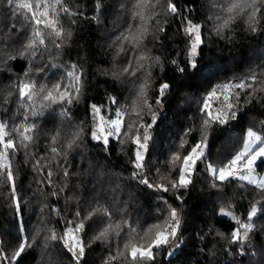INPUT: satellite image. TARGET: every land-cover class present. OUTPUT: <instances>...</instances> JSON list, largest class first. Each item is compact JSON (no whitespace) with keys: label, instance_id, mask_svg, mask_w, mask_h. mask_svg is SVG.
Here are the masks:
<instances>
[{"label":"trees","instance_id":"trees-1","mask_svg":"<svg viewBox=\"0 0 264 264\" xmlns=\"http://www.w3.org/2000/svg\"><path fill=\"white\" fill-rule=\"evenodd\" d=\"M64 3L75 15L61 13L65 32L71 31L72 36L65 37L57 59L79 65L83 73L82 92L79 100L74 99L71 105L56 103L45 109L49 117L65 110L70 117V120L64 115L61 120L52 118L51 124L46 121L42 128L46 138L40 141L37 137L34 145L35 158L45 157L44 163L51 161V185L47 181V169L34 170V160L26 161L23 149L12 156L21 212L16 211L9 196L10 186H0V247L8 257V260H0V264H9L22 235H27L30 240L35 237V243L25 249L15 264H76L64 241L46 240L45 237H50V229H55L58 237L62 236L68 220L79 222L76 211H80L83 218L97 203L109 209L113 221L127 219L138 231L160 222L167 215V205L177 208L181 221L178 239L174 245L170 242L161 247L153 264H264V197L259 194L260 190L237 179L221 182L207 168L211 164L218 169L241 149L249 128L264 136V90L254 91L264 82V18L255 32L241 16L218 35L216 26L220 21L217 16L221 15L224 0H173L180 9V14L175 16L162 10L164 0H161L155 10L159 15L147 21L149 34L144 46L134 50L125 45L127 51L120 52V42L116 38L129 25L135 27L140 23L138 19H132L136 0H64ZM183 17L202 25L204 43L194 69L187 63L189 38L184 32L186 21ZM22 21L15 18L8 25L10 30H6V44L19 51L25 37V31L19 28ZM30 32L29 27L26 37ZM145 52L153 58L159 57L160 62L141 61L145 66L139 68L135 61ZM26 57L25 52L23 57L19 55L8 64L11 74L18 76L16 86L29 67ZM173 60L185 71L180 72L172 64ZM129 61H133V67L137 69L135 75L130 74L131 69L129 73L123 71ZM253 74L257 78L254 83L250 79ZM45 76V73H35L29 79L34 77L39 85L46 83ZM7 77L8 74L1 72L0 82L6 81ZM246 77L253 86L241 93L238 103L233 101L236 118H230L229 113L223 123L215 121L205 127L203 121L208 117L202 111V103L207 94L218 84ZM146 78L147 98L156 117L154 123L151 114H145L143 118L144 123L152 125L148 128L150 139L145 153L148 178L153 183L159 182L160 174L177 178L178 172L171 164L172 154L179 151L181 156L186 155L202 137L206 142L205 159L197 162L191 175L192 183L187 189L179 190L182 201L176 199V192L149 189L133 178L134 146L130 142L121 144L111 137L105 146L102 139L91 138L94 123L91 105L100 106V115L107 119L117 108L131 105ZM165 82L170 87L157 104L160 85ZM53 84L54 76L50 78L49 87ZM111 97L116 103L111 102ZM16 98L19 100L18 92L9 100L0 93L1 108L10 103L12 110ZM39 102L38 96L32 101L19 100L22 110L18 118L24 113L35 118L31 113L39 110ZM209 103L213 114L224 107L216 98ZM18 118H8V121L17 124ZM129 118V115L123 117L125 121ZM131 118L135 119L134 114ZM78 129H82L81 138L69 150L65 142ZM56 131L60 132L56 147L62 148L66 156H57L53 160L50 136ZM82 145L86 150L81 153ZM65 165L69 172L67 177L63 175ZM255 172L264 176V160L257 163ZM53 191L58 195L53 196ZM254 204L258 212L249 221L247 213ZM53 209H58L59 214ZM222 213H229L230 217ZM232 215L253 224L248 240L233 243L231 233L239 225ZM107 224L108 219L103 215H94L85 221V228L78 234L85 245L80 264H105L110 254L117 255V248L123 249L127 227L119 237L110 230L107 242L93 239ZM169 252L172 254L168 255ZM111 264H130V258L118 257Z\"/></svg>","mask_w":264,"mask_h":264},{"label":"snow or ice","instance_id":"snow-or-ice-1","mask_svg":"<svg viewBox=\"0 0 264 264\" xmlns=\"http://www.w3.org/2000/svg\"><path fill=\"white\" fill-rule=\"evenodd\" d=\"M5 3L14 17H19L31 28L27 42L19 52L20 57H23L25 52H27L29 58L34 57L38 51L42 54L43 51L48 50L49 45L60 49L63 47L65 37L71 38V31L65 32L61 23V13L66 15H75V13L70 12L64 0H5ZM157 5H161V0H136L132 19H138L140 23L135 27L129 25L128 29L116 38L120 42L118 51H127L125 45H130L134 50L144 46L143 42L149 34L147 21L159 15V12L155 11ZM161 7L168 15L175 16L180 14V9L173 3V0H164ZM262 7H264V0H224V3L221 5V15L217 16V20L220 21L216 26L217 34L219 35L224 28H227L231 22H234L241 16L246 18V24L255 32L261 19L264 18ZM186 10L191 11L187 6ZM183 20L186 21L184 32L189 38L187 63L189 67L194 69L196 68V57L199 54V49L204 43L201 35L202 25L194 24L187 17H183ZM8 58L14 60L16 56L13 55ZM153 60L157 64L160 62L159 57L153 58L145 52L137 57L135 63L139 68H143L145 64L140 63L141 61L149 63ZM172 64L176 65L180 72L185 71L183 67H180L178 61L173 60ZM71 68L72 71L66 73V77L72 81L70 84L64 85L62 81H57L51 87L46 83L38 85L35 80L28 78V72L25 73L26 79L18 85L20 99L23 101L26 98L32 101L34 97L38 96L41 100L40 110L33 111L31 113L32 116L42 115L43 110L52 104L60 103L64 105L66 103L71 105L74 99L79 100L83 87V73L82 71H76V65H72ZM43 70V68L39 69L41 72ZM136 70L133 67V61H129L128 66L123 71L135 75ZM150 75L151 73L149 72L148 76L150 77ZM250 79L254 83L257 78L253 74ZM248 80L249 78L246 77L218 84L207 94L202 103V111L208 117V119L203 121L205 127L215 121L223 123L229 113L230 118H236V112L233 110L236 107V103L233 101L238 103L241 93L248 88H252L253 85ZM169 87L166 82L160 85L159 95L156 100L157 104L161 103L162 97ZM147 89L148 79L146 78L145 83L141 85L131 105L117 108L113 115L107 119L103 115H100L101 107L92 104L91 115L94 123L91 130V138L97 141L102 139L105 146L109 144L111 137H115L121 144L130 142L134 146V159L132 163L135 171L133 172V178L149 189L165 193L170 191L176 192V199L182 201L183 197L179 194V190L187 189L192 183L191 175L196 168L197 162L205 159L204 149L206 148V142L202 137L201 141L193 145L186 155L181 156L179 151L173 153L170 158L171 164L174 170L178 172V177L172 178L170 175L160 174L159 182L153 183L148 178V175L145 174V153L147 152L148 141L150 139L148 128L152 125L144 123L143 118L145 114H151L153 123L156 119L147 98ZM257 90H264V82L261 83L260 89H254V91ZM212 98H216L217 101H220L224 105V107L218 108L215 114H213L209 103ZM110 100L112 103H116L114 97H111ZM61 114L70 120L66 110ZM133 114L135 119L131 118ZM125 115H129L128 121L123 119ZM97 117H99L98 121ZM36 129L37 124L34 121L30 122L27 115L24 116V119L19 124L10 123L7 120L0 121V186H10L9 196L14 202V207L18 213L21 212V202L17 195L16 177L12 164V156L16 152L23 149L26 161L34 160L32 164L34 170L42 172L44 169H47V181L50 185L52 183L53 171L49 166L51 161L44 163L45 157L37 159L30 151L31 146L36 140ZM81 133L82 129H78L72 134V138L65 142L67 149L70 150L77 144V141L81 138ZM50 140L52 143L50 153L53 160L57 156H66V152L62 148L56 147V144L60 141V132L56 131L55 134L50 136ZM257 144L262 146L254 148V145ZM181 147H183V142L181 143ZM258 160H264V136L249 128L241 149L236 151L218 169L211 164L207 168L219 181L223 182L226 179L246 181L247 184L259 189V194L264 197V178L258 177L255 173ZM157 172L159 173V169H157ZM63 175L65 177L69 175L67 165L64 166ZM52 195L56 196L58 193L53 191ZM53 210L59 214L58 209ZM257 212V206L255 204L252 205L250 211L247 213V219L251 221L257 215ZM222 214L229 215V213ZM94 215H103L108 219L107 226L93 238L94 240L107 242L110 230L114 231L115 235L119 237L125 227L128 229L126 233L127 240L123 244V249L117 248V255L113 256L110 254L105 264H111L118 257H124L126 260L130 258V264H153L156 260V252L161 247L167 246L170 242L178 239L180 212L171 205H167V215L163 216L160 222L149 225L142 231H138L127 219L113 221L112 213L100 203H97L83 218H81L80 211H76L75 217L79 222L74 223L73 220H68V226L64 229L62 236L58 237L55 229H50L51 235L50 237L46 236L45 239H61L64 241L65 248L72 252L76 264H80V260L84 256L85 245L82 237L78 234L85 228V221L91 219ZM232 219L239 225L231 233L233 243L248 240L249 232L253 230V224L244 223L235 215H232ZM21 231L23 232L22 226ZM241 232H243V235H241ZM37 234H39V229H37ZM33 243H35V237L30 240L27 235H22L18 246L12 251L9 264H15V261L25 249L31 247ZM171 254V252L168 253V255ZM240 254L243 255V248H241ZM0 260H8V257L3 253L2 247H0Z\"/></svg>","mask_w":264,"mask_h":264},{"label":"rangeland","instance_id":"rangeland-1","mask_svg":"<svg viewBox=\"0 0 264 264\" xmlns=\"http://www.w3.org/2000/svg\"><path fill=\"white\" fill-rule=\"evenodd\" d=\"M116 16L117 15H115V17ZM15 18H18L19 20H21L19 17L13 16L12 12L8 8L7 4L5 3V0H0V73L4 72L6 75L8 74L6 81L0 82V93H3L6 96V98H8V100L14 99V94H16V96H17V92H18V86H16V80L18 79V76H16L15 74H11L12 71H11V69H9L8 64L12 59H9L8 57L13 56V55L17 57V56H19L20 51L17 48L12 49L6 44L7 37H8V33L6 30H10V26L8 27V25H11ZM61 23L64 27V18H62V17H61ZM5 25H7V26H5ZM19 28L23 29L25 31V35H24L25 37L23 38V41L20 43V44L24 45L27 42L26 32L28 31L29 27L26 25V23L24 21H22L19 25ZM26 55H27V52H26ZM57 58H58V49H56L55 47H52L51 45H49L48 50L43 51L42 54L40 51H38L37 55H35L32 58H29V56L27 55L26 59L28 61L29 67H28L27 71H25V73L26 72L29 73L28 78L34 76L35 73H45L46 74V76H45L46 77V84L48 86L50 85V78H52V76H54V83H56L57 81H62V83L64 85L70 84L72 81L66 77V73L69 71H72L71 66L76 65L77 66V69H76L77 72L81 71V69H80L79 65L76 63L61 62V60L60 59L58 60ZM38 62H39V64H38ZM41 68L44 69L42 72L39 71V69H41ZM29 69H31V71H29ZM36 78H38V77H36ZM25 79H26L25 74L20 76V79L18 81V85L22 81H24ZM19 100H21L20 96H19ZM19 100L17 98L15 99V101L17 103L14 102V106H13L12 110H10V103L4 104L2 106V108H1V104H0V121H4V120L8 121V118L11 119L12 117L18 118V114L22 110V104L19 103ZM39 104H40L39 105V110H40L41 100H40ZM54 112H56V109L54 110ZM20 114H22V113H20ZM25 115H26L25 113L21 117L19 115V118L17 120V124H19L24 119ZM62 116L63 115L61 114V112H56V113L52 114L51 117H49V115L45 112V109H44L42 115L35 116V118L29 117L30 122L34 121L37 124L36 138L39 137L40 141L44 140L46 137L42 134V128L45 127L46 121L50 122V124H51L52 118L53 119L55 118L57 120H61ZM36 144H37V141L35 140V143L31 146V149H30V151L33 153L34 156H36V154H37V152H35V150H34V145H36ZM258 145L259 144L254 145V148H256ZM50 147H52L51 140H50ZM80 149H81V153L84 152V150H86L84 145L80 146ZM80 161H82V158ZM259 161L260 160H258L257 163ZM257 176L260 178H264V176H261V175L259 176L258 174H257ZM6 192H7V190H6ZM226 216L230 217L229 215H226ZM242 234L243 233H241V235ZM171 244L174 245L175 241H172Z\"/></svg>","mask_w":264,"mask_h":264},{"label":"clouds","instance_id":"clouds-1","mask_svg":"<svg viewBox=\"0 0 264 264\" xmlns=\"http://www.w3.org/2000/svg\"><path fill=\"white\" fill-rule=\"evenodd\" d=\"M146 170V169H145ZM146 175H147V171H146V173H145ZM180 227H181V221H180ZM179 230H180V228H179ZM178 233H179V231H178ZM178 233H177V235H178Z\"/></svg>","mask_w":264,"mask_h":264},{"label":"built area","instance_id":"built-area-1","mask_svg":"<svg viewBox=\"0 0 264 264\" xmlns=\"http://www.w3.org/2000/svg\"><path fill=\"white\" fill-rule=\"evenodd\" d=\"M145 173H146V170H145Z\"/></svg>","mask_w":264,"mask_h":264}]
</instances>
